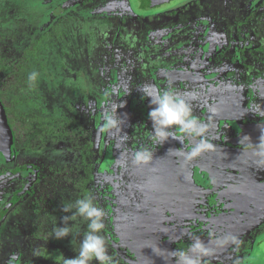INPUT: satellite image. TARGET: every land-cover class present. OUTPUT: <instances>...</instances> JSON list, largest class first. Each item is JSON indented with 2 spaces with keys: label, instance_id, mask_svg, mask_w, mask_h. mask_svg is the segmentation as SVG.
I'll return each instance as SVG.
<instances>
[{
  "label": "rangeland",
  "instance_id": "rangeland-1",
  "mask_svg": "<svg viewBox=\"0 0 264 264\" xmlns=\"http://www.w3.org/2000/svg\"><path fill=\"white\" fill-rule=\"evenodd\" d=\"M47 31L51 36L43 37ZM32 71L39 73L34 83L28 81ZM263 79L264 0H178L171 9L155 13L139 12L130 0H0V110L14 119L16 136L25 131L27 138L26 147L13 153L14 160L3 159L7 167L25 160L36 167L43 191L39 195L57 207L44 218L48 239H33L30 232L0 234V264H65L77 256L86 222L79 217L69 221L72 233L62 239L54 238L53 230L63 226L62 215H71L63 207L86 195L105 210L102 234L114 264H180L179 253L189 252L196 240L211 249L200 264H264V212L218 241L209 238L217 237L212 232L206 238L194 235L196 208L211 190L210 185L204 189L210 183L200 179L205 173L201 169L196 176L202 194L198 205L190 207L192 214L183 217L181 206L172 202L170 208L161 201L150 245L141 238L129 240L135 226L126 209L147 174L138 171L134 153L146 147L151 156L159 155L175 151L179 143L193 149L209 141L214 157H225L219 145L231 142L222 129L217 133L227 123L217 120L258 123L249 113L259 98L264 104ZM142 89L183 95L194 118L207 125L205 135L197 141L173 126L178 143L169 137L156 146L148 117L155 106ZM224 110L229 118L222 117ZM106 113L116 114L121 121L117 127L106 126ZM261 114L264 122V110ZM4 148L0 145V155L6 154ZM204 154L194 155V161ZM230 162H222L229 173L234 172ZM158 228L165 229L169 245ZM176 231H186L191 241L180 248ZM256 242L261 246L251 259Z\"/></svg>",
  "mask_w": 264,
  "mask_h": 264
},
{
  "label": "flooded vegetation",
  "instance_id": "flooded-vegetation-1",
  "mask_svg": "<svg viewBox=\"0 0 264 264\" xmlns=\"http://www.w3.org/2000/svg\"><path fill=\"white\" fill-rule=\"evenodd\" d=\"M177 1L178 0H169L165 3L159 4L158 6L151 7L148 4L146 5L144 0H130L136 10L139 12L140 10H147L148 13L159 12L163 9H171L175 6ZM262 82H264V79ZM261 92L263 93L260 97L264 98V90H261ZM258 100L261 102L262 99L259 98ZM260 102L252 104L254 109L250 108L249 113L250 115H254L250 118L251 121H256L258 117V123L252 122L253 124L250 125V121L247 120L246 123L236 124V121L234 120H217L220 122L219 124H223V121L227 123L225 126L220 127L219 132L217 133L220 136V130L222 129L225 133H227V135L223 138L231 142V144L225 145L221 143V145H219L221 147V152L226 154L225 157H214L216 153L208 148L201 151V153L204 152L205 154L204 157L200 158V162L197 160L194 161V155L196 154H193V149L189 147L185 149V146L179 143L176 146L177 148L175 151H164L163 154L159 155L155 153L148 161L140 163L138 171L147 174L143 176L144 181L141 182L142 184L137 185V188H135L136 197L134 199L132 198L130 202H127L131 204L126 208L127 214L130 216V221L133 222L135 226L131 231L132 233L129 238L130 241L134 242L135 240H140L141 238L145 243H147V246L153 242V235L156 234L157 226L159 225V220L156 219L159 216V212L155 210L161 201L166 204L168 203L170 208L172 207V202L177 205L176 207L181 206L182 210L179 214L183 215V217L185 215L192 214V208L190 207L192 204L194 206H196V204L198 205L196 199L201 192L198 191L200 188L197 187L199 180L196 176V169H201L202 172H205L200 179L209 180L208 183L210 184L203 185L204 189L209 188L210 185L211 190L204 198V203L199 204L196 208L197 220L195 223L197 226L196 229H193L195 236L199 238H206L209 236V233L211 234L212 232V234H216L217 237L209 238L212 241H218L231 231L238 228L241 230L245 224L254 221L259 217V215L263 214L264 127L262 126H264V122L261 117V111L264 110V104L262 105ZM199 104H202V102ZM225 111L226 110L222 111V117L226 115L229 118L230 116L228 111L227 114H225ZM13 121L14 119H12V117L11 119H8L6 112L0 110V145L5 147L2 152L6 153H2L0 155V203L2 204L0 206V228H2V230H0V234L13 231L15 234L23 235L30 232L29 234L33 239L38 236L48 239L51 232L48 233V228L43 227L45 223L44 218L46 217L48 210H54L57 207L54 204L55 202L52 203L51 200H45L43 196L39 195V192L42 191V187L39 184L40 182L37 181V175L35 173L36 167L30 164L28 160H25V162L21 164L14 165L15 167H7V164L5 163L6 158L3 159V157H9L8 161H12L13 157H15L12 156L13 153L17 152L21 146L26 147V133L24 131V134L16 136V131L11 129V123ZM246 126L250 127L249 130L247 129L246 131L241 132L240 129ZM230 127L234 128V134H229L231 133ZM238 127H240V129ZM212 134L213 132H210V135ZM172 140L175 143L176 138L173 137ZM196 140L199 141L201 138H196ZM165 143L167 142L165 141ZM176 143H178L177 140ZM209 143L210 142L208 141V144ZM155 144L156 146L159 145L157 143ZM184 144L186 145V143ZM142 148L143 150H146V147ZM156 150L160 151L159 148H156ZM30 151L32 150L30 149ZM234 153L238 154V156H233ZM10 157H12V159ZM223 159L226 160V162L231 160L230 164L234 167V172L229 173L225 170V163H222ZM213 162L215 165L214 167L210 164H213ZM12 164L14 163L12 162ZM227 165L229 164L227 163ZM2 167L7 168L3 169ZM154 172H158V174L155 175L156 173ZM212 175L215 176L211 177ZM153 176L157 177L154 182L150 180ZM49 180H47L48 184ZM165 181H168V184L165 183ZM179 182L185 183V186L188 187V189L192 188L194 191H187L185 188L181 187ZM51 185L52 184L49 186L51 187ZM50 187H48V189H50ZM151 189L156 195L151 193ZM160 193L166 194H164L165 196L162 197V200L160 199ZM213 205L215 209L209 208ZM138 208H140V210L139 212H136ZM65 216L67 215H62V217ZM139 216L140 218L136 220V217ZM62 222L63 219L60 223ZM7 223H10L12 226L16 227V229L19 228L18 232H15L13 229H9L12 226L6 225ZM143 223L146 225V228ZM158 230L162 232V234L160 232V237H162L163 240L168 239V237H166L167 235L163 234L165 229L160 230L158 228ZM173 236H176V244L179 242L178 246L180 248L184 246L185 241H191L189 240L191 238H187L188 235L186 234V231L179 233L176 231ZM28 239L32 240L31 238ZM170 239H172L171 236L169 240ZM161 240L158 241L161 242ZM172 240L170 241L171 243H173ZM211 240L206 242H210ZM165 241L169 245L168 241ZM258 244L259 243L256 242L253 247L251 259L255 253L254 250L261 246V244Z\"/></svg>",
  "mask_w": 264,
  "mask_h": 264
},
{
  "label": "clouds",
  "instance_id": "clouds-1",
  "mask_svg": "<svg viewBox=\"0 0 264 264\" xmlns=\"http://www.w3.org/2000/svg\"><path fill=\"white\" fill-rule=\"evenodd\" d=\"M38 76L37 71H32L28 75V81L34 83ZM142 91L145 97H151L150 104L155 106L148 112V117L153 125L151 139L157 144L163 143L169 137L177 138L173 134L175 131L173 126L190 137H199L205 133L207 125L194 118L193 108L183 95L167 89L155 94L147 89ZM105 120L108 128H115L121 122L115 113L111 116L106 113ZM210 147L211 145L201 141L193 147V154ZM150 158L151 154L146 150L134 153V162L137 164L146 162ZM62 210L71 215L63 217V226H56L53 230L54 238L62 239L72 233L69 221L79 217L86 222L83 239L79 242L78 255L65 259V264H91L93 260L98 261V264H114V258L109 254L107 241L102 234L106 213L102 207L94 203L93 197L86 195L78 198L73 203L66 204ZM210 254L211 249L196 240L189 252L179 253V261L180 264H200L201 258Z\"/></svg>",
  "mask_w": 264,
  "mask_h": 264
},
{
  "label": "water",
  "instance_id": "water-1",
  "mask_svg": "<svg viewBox=\"0 0 264 264\" xmlns=\"http://www.w3.org/2000/svg\"><path fill=\"white\" fill-rule=\"evenodd\" d=\"M166 1H169V0H144V3L151 7H155V6H158L159 4L161 3H165ZM3 125H4V122H3Z\"/></svg>",
  "mask_w": 264,
  "mask_h": 264
},
{
  "label": "trees",
  "instance_id": "trees-1",
  "mask_svg": "<svg viewBox=\"0 0 264 264\" xmlns=\"http://www.w3.org/2000/svg\"><path fill=\"white\" fill-rule=\"evenodd\" d=\"M51 31H52V30H51ZM42 36H43V37H49V36H51V32L47 31V32H45Z\"/></svg>",
  "mask_w": 264,
  "mask_h": 264
},
{
  "label": "bare ground",
  "instance_id": "bare-ground-1",
  "mask_svg": "<svg viewBox=\"0 0 264 264\" xmlns=\"http://www.w3.org/2000/svg\"><path fill=\"white\" fill-rule=\"evenodd\" d=\"M261 202H263V201H261Z\"/></svg>",
  "mask_w": 264,
  "mask_h": 264
}]
</instances>
